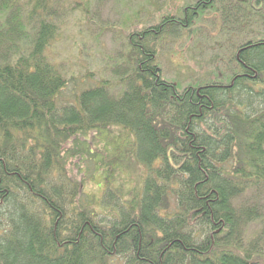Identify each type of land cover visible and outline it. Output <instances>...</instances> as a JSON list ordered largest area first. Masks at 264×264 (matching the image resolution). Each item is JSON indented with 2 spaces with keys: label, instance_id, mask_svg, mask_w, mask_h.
I'll return each instance as SVG.
<instances>
[{
  "label": "trees",
  "instance_id": "trees-1",
  "mask_svg": "<svg viewBox=\"0 0 264 264\" xmlns=\"http://www.w3.org/2000/svg\"><path fill=\"white\" fill-rule=\"evenodd\" d=\"M223 3L219 28L240 35L223 68L184 86L163 76L155 41L190 26L189 9L128 32L121 93L102 78L63 99L46 53L54 0H0V264H264V0ZM114 127L140 183L126 191L107 170L84 200L70 161Z\"/></svg>",
  "mask_w": 264,
  "mask_h": 264
},
{
  "label": "rangeland",
  "instance_id": "rangeland-1",
  "mask_svg": "<svg viewBox=\"0 0 264 264\" xmlns=\"http://www.w3.org/2000/svg\"><path fill=\"white\" fill-rule=\"evenodd\" d=\"M195 2L196 0H54V8H58L57 14H54L57 32L46 53L49 59L59 64L69 79L63 99L80 87L102 78L110 81L112 92L121 93L125 84L120 82L119 75L125 71H121L122 69L129 67L128 32L159 24L163 15L167 14L182 20L183 16L189 15V9L197 11L194 13L197 17L190 26L176 25V29L165 30L155 41L163 76L184 86L211 74L216 65L223 68L232 55L233 47L229 45L240 35L225 34L223 28L226 27L219 28L222 13L214 7H221L224 4L222 0H214L215 6L189 8ZM263 28L264 26H260L257 29ZM119 132L120 129L114 127L108 136V140L114 143L107 144L103 137L104 140L101 138L92 144L93 152H83L82 157L70 161L76 171H83H77L79 174L76 176L82 181L84 200L92 195H101L107 170L114 183L124 186L126 191L139 185L143 171L141 163L137 161L138 163L129 166L126 165L127 161L116 158L119 155L114 156L117 154V151L114 152L117 142L115 138ZM121 138L122 155L133 157L129 150L132 146L130 134L123 133ZM103 160L115 162L116 166L98 168V162ZM260 196L264 203V195ZM260 225L259 221L249 225V231L254 232Z\"/></svg>",
  "mask_w": 264,
  "mask_h": 264
}]
</instances>
